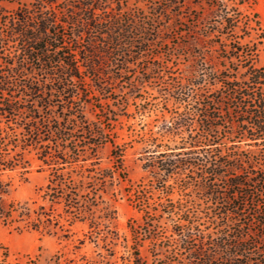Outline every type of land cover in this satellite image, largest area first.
<instances>
[{"label": "trees", "instance_id": "1", "mask_svg": "<svg viewBox=\"0 0 264 264\" xmlns=\"http://www.w3.org/2000/svg\"><path fill=\"white\" fill-rule=\"evenodd\" d=\"M173 4L179 6L169 0L160 14ZM136 17L140 19L112 0H34L0 13L4 226L61 240L70 237L79 222L87 227L79 246L88 239L114 248L120 238L114 225L115 202L123 192L144 210L147 223L159 218L160 211L143 202L145 184L129 180L125 149L111 139L109 123L103 124L109 118L95 122L84 113L92 101L105 112L103 98L110 85L145 50L148 39ZM252 21L222 2L208 3V13L195 16L186 31L197 45L186 81L160 90L183 108L169 109V119L163 112L156 125L161 137L180 135L172 148L183 150L167 152L171 147L162 144L165 149L156 153L161 146L157 137L141 134L150 153L142 167L151 176L152 187L167 197L172 194L168 179L192 170L198 174L197 187L212 204L202 217L215 230L198 229L182 211L172 233L185 253L166 264H264V31ZM125 56L131 61L118 59ZM110 65L115 66L114 73ZM151 68L156 75L164 70L158 65ZM31 74L40 77L31 80ZM132 88L137 91V83ZM106 144L110 149L103 162L101 149ZM31 152L39 169L47 171L42 203H6L15 175L25 180L30 172ZM181 186L188 188L185 181ZM162 206L168 213L174 208L167 202ZM130 229L133 242L121 260L146 264L139 252L143 239L134 226ZM148 234L151 240L158 238ZM98 264L116 261L106 258Z\"/></svg>", "mask_w": 264, "mask_h": 264}, {"label": "rangeland", "instance_id": "2", "mask_svg": "<svg viewBox=\"0 0 264 264\" xmlns=\"http://www.w3.org/2000/svg\"><path fill=\"white\" fill-rule=\"evenodd\" d=\"M31 1L34 0H0V11L3 14L9 13L21 3ZM112 1L113 4L120 3L123 9L139 14L140 19L136 17L135 21L143 22L144 36L148 41L145 50L138 55V58L123 67L122 78L110 85V92L103 98L105 112L96 108L94 106L96 102L92 101L85 106L84 113L89 120L95 122H101L104 116L109 118L103 124L109 123L112 131L111 139L125 149L123 160L129 180L134 184L139 182L145 184L146 197L143 202L146 207L151 205L157 208L161 214L159 218L153 220V223H147L144 210L128 200L123 192L122 198L115 202L114 225L120 238L114 248L110 245L102 246L101 241L95 244L88 239L79 246L78 241L83 238L87 229L85 224L79 222L72 227L71 236L61 240L55 236L41 235L36 231L17 232L0 222V264H84L86 261H95L98 264L106 258L115 260L116 264H125L121 259L128 254L126 251L133 242L130 226H134L139 237L143 239L139 252L146 264H166L169 260L178 259L185 253L180 249L178 235L172 233L173 227L175 230L178 229L182 211L188 212L190 220L198 229L215 230V226L202 217V213L210 210L212 204L197 187L198 174L187 170L179 177L169 178L166 183L171 185L172 194L167 197L152 187L149 182L151 176L142 167L150 153L145 151L148 142H141V134L147 137L148 133L152 132V135L157 137L161 146L156 153L165 149L162 144L171 147L167 152L177 153L183 150L172 148L180 142V135L161 137L157 133L156 125L163 112L166 119H169V109L175 111L183 108V105L180 106L172 97H164L160 90H163L167 84L186 81L194 62L192 53L197 48L192 35L186 34L187 29L193 24L196 15L208 13V3L222 2L229 11L234 10L243 19L251 18L252 25H255L254 21H258L259 27L264 31V0H182V2L174 0L179 6L178 4L169 6L165 14H160V10L169 0ZM59 6L61 7V4ZM178 44L187 46L180 47ZM124 58L129 61L132 59L129 56L118 59ZM152 65L163 66V72L156 75V70L151 68ZM109 71L114 73L115 66L110 65ZM39 77L37 74L29 75L31 80ZM149 77L150 79H147ZM134 83H137V91H133ZM109 149V144L101 149L103 162L108 161ZM29 158L30 172L25 180H20L19 176L15 175L12 188L6 196V203L27 201L31 206H34L33 201L37 204L42 203L41 189L47 182V171L39 169L40 162L34 152L29 154ZM183 181L188 185L185 190L181 186ZM126 186L123 184L122 187ZM104 198L107 199L108 196L105 195ZM164 202L170 206L174 205L170 213L163 209ZM149 232L158 238L149 239Z\"/></svg>", "mask_w": 264, "mask_h": 264}]
</instances>
